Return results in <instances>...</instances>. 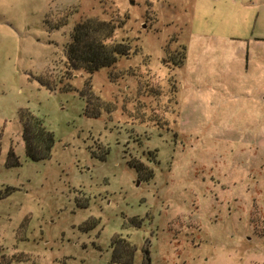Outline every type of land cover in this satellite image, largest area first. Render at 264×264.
I'll return each mask as SVG.
<instances>
[{"label": "rangeland", "instance_id": "374dc122", "mask_svg": "<svg viewBox=\"0 0 264 264\" xmlns=\"http://www.w3.org/2000/svg\"><path fill=\"white\" fill-rule=\"evenodd\" d=\"M263 2L0 0V264H115V236L132 264H264V107L243 106L264 97ZM86 20L127 51L94 74L67 70ZM87 91L114 110L84 117Z\"/></svg>", "mask_w": 264, "mask_h": 264}, {"label": "trees", "instance_id": "16d2710c", "mask_svg": "<svg viewBox=\"0 0 264 264\" xmlns=\"http://www.w3.org/2000/svg\"><path fill=\"white\" fill-rule=\"evenodd\" d=\"M114 31L115 26L112 22L86 20L76 23L65 49L67 70L94 74L100 70L111 68L118 62L119 58L127 56L126 47L112 40ZM184 59L185 55L176 66L182 65ZM58 90L73 91L71 87L65 86L59 87ZM78 95L84 100L83 115L88 119H97L103 111L110 114L114 110L113 107L106 108L105 102L94 97L91 91L79 93ZM19 122L22 127L27 158L32 161L48 160L54 138L46 129L43 120L27 110H20ZM130 166L134 167L137 173L142 170L141 165L130 164ZM151 177L152 175H147V179ZM119 239V236L112 239V262L115 264H132L133 253H126L124 258L122 256L115 257L114 251L116 250L114 247Z\"/></svg>", "mask_w": 264, "mask_h": 264}, {"label": "crops", "instance_id": "0c3cea01", "mask_svg": "<svg viewBox=\"0 0 264 264\" xmlns=\"http://www.w3.org/2000/svg\"><path fill=\"white\" fill-rule=\"evenodd\" d=\"M263 5H264V2H263ZM202 46H204V45H202ZM202 50H203V49H202ZM204 52H205V51H204ZM187 61H188V59H186V62H185L186 64H187ZM186 64H185L184 67L180 70V72H182V74H183V71H184V70H185V72H187L188 70H189L188 72H190V71L192 70L191 67H190V69H188V68H187L188 64H187V65H186ZM190 66H191V65H190ZM259 72L261 73L262 71H259ZM259 82H260L259 85L262 86V84H263L262 87L264 88V82H263V79H262V78H260ZM217 84H218V83L211 82V83L205 85L206 90H207V94H208V95H211V96H213V95H214V96H218V93H216V91H215V90H216V87H217ZM231 85L234 86L235 83L231 81ZM250 88L252 89V94H260V93H262V92H261V89H262V88H260V87H258V86H253V87L250 86ZM245 90H246V89H245ZM245 90H244V91H245ZM258 92H259V93H258ZM261 95H262V94L257 95L256 97H251V98H249V99L246 97V98L243 100V101H244V103H243L244 105H243V106L245 107L246 104L249 103V101L254 100V101H257L260 105H262L261 107L263 108V107H264V97H262ZM236 97H238V96H236ZM206 98H207V97L204 98V96H203V99H206ZM213 100H215V99H213ZM237 101L239 102V105H241V100L237 99ZM210 104H211V103H210ZM255 104H257V103L255 102ZM255 104H254V105H255ZM255 110H256V109H255ZM239 111H240V107H239Z\"/></svg>", "mask_w": 264, "mask_h": 264}]
</instances>
